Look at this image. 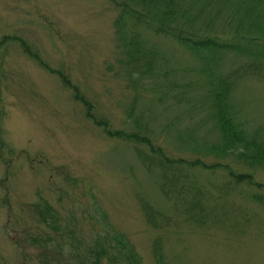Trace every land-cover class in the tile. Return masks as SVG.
<instances>
[{
	"label": "rangeland",
	"instance_id": "374dc122",
	"mask_svg": "<svg viewBox=\"0 0 264 264\" xmlns=\"http://www.w3.org/2000/svg\"><path fill=\"white\" fill-rule=\"evenodd\" d=\"M120 1L0 0V264H91L87 248L105 232L109 244L120 234L137 264H156V234L164 264H264V208L244 195L245 183L228 188L226 175L264 182V165L217 149L214 111L264 134V0H191L197 17L186 30L236 37L227 52L189 48L127 14L118 34ZM212 78L228 85L219 103L205 97ZM73 93L111 129L145 135L167 156L218 162L187 169L208 190L206 204L216 203L212 220L185 219L159 190L157 169L138 158L144 144L108 135ZM141 200L169 224L150 227Z\"/></svg>",
	"mask_w": 264,
	"mask_h": 264
},
{
	"label": "trees",
	"instance_id": "16d2710c",
	"mask_svg": "<svg viewBox=\"0 0 264 264\" xmlns=\"http://www.w3.org/2000/svg\"><path fill=\"white\" fill-rule=\"evenodd\" d=\"M132 0H122L120 4L119 11L115 17L116 32L119 34L123 32L124 24H119L123 15L127 14L129 17H132L135 22L144 23L145 26L150 28L155 32H169L171 35L175 36L179 42L184 46L186 45L189 48L193 49H223L220 51L230 50L236 45L231 43V41L236 38L226 39V42L220 40L218 36L211 35L210 33H200L195 30L188 31L186 30L192 22L193 18L196 15V12L192 10L190 4L191 0H133L137 1L140 4L142 3L145 6V10L140 12L132 6H129ZM200 2V6H203L204 3L208 0H195ZM128 7V8H127ZM130 10V13H128ZM146 16L147 20H144L141 16ZM197 17V15H196ZM173 20L174 26L169 24V21ZM158 21L157 25L149 23V21ZM188 21V26L186 22ZM239 43L248 45V43H254L253 36H242L237 37ZM1 42V41H0ZM235 50H248L246 48H237ZM219 51V50H218ZM26 52H31V50H26ZM250 63L256 64L255 60L250 61L247 64L241 66V68L247 66V69L250 67ZM56 74L63 83L68 86H72L70 80L62 73L56 69ZM223 78H212V83L206 92L208 100H214L215 103H219L223 99H226L227 86H223ZM74 97H77L82 104L85 115L93 123L98 124L104 132L108 135H111L114 138H121L124 140H133L135 143L140 142L144 144L146 151L137 150V156L141 159L146 167L157 169V180L158 188L164 195V197L170 199L173 202L175 207L181 209V212L184 211L185 219L195 222L197 225L204 223L206 220L211 219V208L216 206V203L206 204V201L209 199L208 190L205 187H201L198 184L197 178L195 176H190L188 168L202 167L213 169L217 165H220L218 162L206 163L202 159H190L186 160L183 157H174L167 156L163 149L159 146L153 145L145 135L140 133H135L133 131H123L121 129H111L108 126L106 119L98 117L93 113L91 102L84 98L83 96H77L73 93ZM214 103V102H213ZM217 114L216 122L219 125V133L221 134V146L217 149L222 152L233 151L236 152V155L242 159L249 162H257L264 165V134L260 132L259 129H252V131H246L242 123H239L235 118L228 113H223L220 110L214 109ZM135 133V134H134ZM195 166V167H194ZM226 175L228 176L227 180L231 184L230 187L245 183L250 188L244 193L250 201L258 206L264 208V182H259L253 179L252 175L248 172H242L238 170H232L230 168L226 169ZM253 188V189H252ZM51 206L45 205V209H41L42 214L44 215L47 211H50ZM140 210L143 212L144 220L148 223L150 227L157 228L162 230L163 227L169 224V217L156 211L149 202L141 200L140 201ZM49 217V216H48ZM51 223L46 221L45 224ZM160 232V231H159ZM99 236H95L93 239L92 245L89 246L88 254L91 256V264H100L101 258L105 260V264H137L136 254L133 253L131 247L125 246L123 244V238L119 234V237L116 235L113 236L114 243H105L107 238L106 232L102 235L101 239ZM161 234H156L151 239V253L153 254L154 261L156 264H164V256L162 253V242ZM109 247V253L107 248ZM111 247L114 249H111Z\"/></svg>",
	"mask_w": 264,
	"mask_h": 264
}]
</instances>
